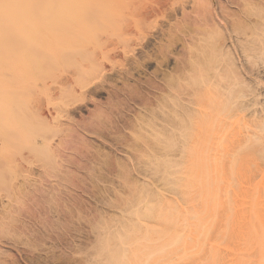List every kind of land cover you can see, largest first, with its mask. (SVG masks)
<instances>
[{
    "label": "rangeland",
    "instance_id": "1",
    "mask_svg": "<svg viewBox=\"0 0 264 264\" xmlns=\"http://www.w3.org/2000/svg\"><path fill=\"white\" fill-rule=\"evenodd\" d=\"M52 1L0 43V264H227L264 171V0Z\"/></svg>",
    "mask_w": 264,
    "mask_h": 264
},
{
    "label": "bare ground",
    "instance_id": "2",
    "mask_svg": "<svg viewBox=\"0 0 264 264\" xmlns=\"http://www.w3.org/2000/svg\"><path fill=\"white\" fill-rule=\"evenodd\" d=\"M42 5L52 6V5H54V2L52 0H0V43L3 41L10 42L12 40L9 32L5 29V27L7 28L9 25L19 24L22 22H31L33 24L38 25L39 23L41 24L44 21L46 23L47 20L49 22H51V21L56 22V18L53 19L51 17V19H48L45 16L40 17L39 15L35 14L36 11L38 10V7L41 8ZM62 7L64 9L69 8L67 6H62ZM59 10H61V9H59ZM68 10H66V11H68ZM59 12H57V13H59ZM69 13H70V10H69ZM66 18H69V17H66ZM66 18H63V19H66ZM70 19H68L67 21H69ZM45 25H47V24H45ZM48 26H49V23H48ZM6 39H8V40H6ZM9 39H10V41H9ZM41 39H42V37L39 33H36V34L30 33L28 36L22 37L20 40L21 41L20 47L22 48L21 50L26 51V48L30 47L29 45L32 46L31 43L34 42L37 44L38 42H41ZM36 44H34V47L36 46ZM241 48H242V46H241ZM243 49H242V51H243ZM2 52H4L6 54L7 50H5V51L0 50V54ZM228 95H230V94H228ZM226 98H229V96H227ZM210 100L213 101L214 98L211 99V97H210ZM217 100H220V99L217 98ZM217 100L215 103H217ZM222 100H223V102L226 101L223 98H222ZM222 100L218 101V102L223 103ZM227 102H228V100H227ZM227 102H224V103L227 104ZM210 105H212V104L210 103ZM221 105L224 106V104H221ZM217 106H218V104H217ZM261 117H263L262 114H261ZM258 120L256 122H258ZM254 123H255V121H254ZM258 123L260 124V122H258ZM260 125L263 126L264 122H263V124H260ZM253 126H255V125H253ZM187 128L188 129H185V131L187 130L186 132L188 133V130L190 128L189 127H187ZM262 130L264 131V129H262ZM190 131L191 130H189V133H190ZM255 136H257V135L255 134ZM258 136L260 137V134ZM258 136L253 137V138L251 137L252 140H254L256 142V144L260 141V139H262V137L259 138ZM249 138L250 137H247L246 140L248 139V141H249L251 139V138L250 139ZM254 141H253V143H255ZM187 145L189 146L190 144H187ZM190 147H191V145H190ZM186 150H187V148H186ZM186 150L184 148L183 152L186 153L187 152ZM188 151H189V149H188ZM191 151H193V150H191ZM191 151H189V152H191ZM189 152H187V153H189ZM258 152H260V151L258 150ZM186 154H185V157H186V159L189 160V157H191L192 153L189 154L190 156L188 158H187ZM193 154H194V152H193ZM262 154H264V153H262ZM191 158L189 161H191ZM196 158H197V156H196ZM196 158L194 157L193 161L195 160L194 163H196V166H198L197 163H199V162L201 163V158L198 157L199 160ZM196 160H198L199 162H197ZM202 164H204V161ZM190 165H192V164H190ZM261 168H262V172H264L263 167H261V166H260V169H259V167H257V169H259V171L257 169H255V170L258 171L260 175L263 174V176H264V173H262V172L260 173ZM263 176L261 177V180L259 182L250 181V183H249V186H248V189L246 192V212H245L244 216L242 217L243 225H244V232H243L242 238H243L244 245L242 247H238V248L231 247L226 251V254H227L226 256L228 258L227 264H264V179H263ZM199 253H200L199 264H218V263L220 264L221 251L219 249L210 250V251L203 249V250L199 251Z\"/></svg>",
    "mask_w": 264,
    "mask_h": 264
}]
</instances>
